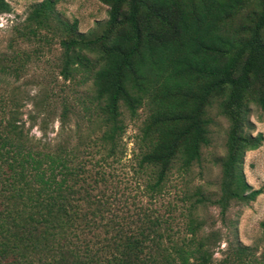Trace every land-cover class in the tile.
I'll return each mask as SVG.
<instances>
[{
  "label": "trees",
  "instance_id": "obj_1",
  "mask_svg": "<svg viewBox=\"0 0 264 264\" xmlns=\"http://www.w3.org/2000/svg\"><path fill=\"white\" fill-rule=\"evenodd\" d=\"M57 1L32 5L23 28L58 37V74L89 82L98 132L32 140L16 101L0 97V264H264V252L237 241L212 258L219 232L198 214L213 205L222 221L260 194L243 159L263 141L250 114H264V0H97L106 19L86 33L59 18ZM9 11L0 0V15ZM212 111L227 122L213 198L185 187L210 145ZM126 121L133 194L113 168ZM172 177L184 185L180 205L160 212L152 205Z\"/></svg>",
  "mask_w": 264,
  "mask_h": 264
},
{
  "label": "rangeland",
  "instance_id": "obj_2",
  "mask_svg": "<svg viewBox=\"0 0 264 264\" xmlns=\"http://www.w3.org/2000/svg\"><path fill=\"white\" fill-rule=\"evenodd\" d=\"M42 0H6L9 13L0 15V97L16 101L18 118L32 140H40L53 145L58 141L76 142V137H84L88 132L97 133V124L90 116V84H77L81 74H74L72 81L59 76V48L57 36L40 31L36 36L27 35L23 28L24 19L34 4ZM55 13L70 23H77V30L86 33L95 22L106 19L107 7L97 0H58ZM63 107L66 111L63 112ZM210 126V145L202 152V159L194 165L185 178L187 193L196 187L202 188L205 195L217 194L220 177L216 163L224 155V142L227 122L216 114ZM256 110L252 109L250 121L254 125L253 134L260 133L263 141L260 146L246 152L243 159V174L246 183L260 194L247 205L232 203L225 212L223 220L218 216V208L207 205L198 210L206 224L213 225L209 230L219 232L220 241L213 249L212 258L219 259L226 243L237 241L251 247L256 255L264 252V114L260 121L256 119ZM126 130L122 137L125 154L113 165L119 187L126 186L135 192V183L130 179L132 161L130 150L133 125L126 121ZM176 185V187H175ZM168 191L152 207L162 212L166 202L178 203L175 193L184 188L181 181L172 177L167 184ZM172 186V188H171ZM177 196H180L177 193ZM145 197L139 196V202L145 204ZM206 225V229H207Z\"/></svg>",
  "mask_w": 264,
  "mask_h": 264
}]
</instances>
